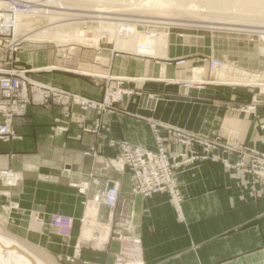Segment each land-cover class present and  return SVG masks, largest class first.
Segmentation results:
<instances>
[{"label":"crops","instance_id":"crops-1","mask_svg":"<svg viewBox=\"0 0 264 264\" xmlns=\"http://www.w3.org/2000/svg\"><path fill=\"white\" fill-rule=\"evenodd\" d=\"M194 39L201 37L173 34L165 50L154 47V56L142 57L115 56L100 34L90 47L23 46L18 68L32 81L100 102L107 86L116 88L112 78L121 77L132 94L116 104L118 111L100 116L104 129L98 134L97 113L76 105L68 119L62 106L49 104L30 105L13 120L16 137L0 139L1 238L42 264H264V179L239 167V151L183 146L175 134L264 154V104L254 114L232 113L231 104L250 98L224 88L231 82H208L206 90L186 86L212 78ZM58 119L66 132L53 135ZM155 128L174 162L183 160L179 154L199 157L175 169L178 209L168 193L134 195L129 172L110 164L122 156V143L156 150ZM243 163L250 166V159ZM3 173L15 181L9 184ZM106 179L119 185L113 211L102 203L89 206ZM54 215L73 219L69 237L51 225Z\"/></svg>","mask_w":264,"mask_h":264},{"label":"rangeland","instance_id":"rangeland-1","mask_svg":"<svg viewBox=\"0 0 264 264\" xmlns=\"http://www.w3.org/2000/svg\"><path fill=\"white\" fill-rule=\"evenodd\" d=\"M65 2L67 5L75 7L73 8V13L80 16L79 20H74L71 16H69V18L67 17L65 20V18L58 16L62 11L58 10L57 6L54 7L55 3L51 4L53 7L51 5L48 6V4H46V6L44 3V5H42L46 9L44 14L42 13L44 8H40L39 11L37 9L38 13L36 12L35 15L19 20L20 25L23 26L21 28L17 27L19 35L28 39V37L31 35L33 36L35 32L38 33L39 29L42 30L53 27L50 30L51 35L55 33L58 37L57 40H61L65 44L58 45L55 42L47 41L42 43L37 42L38 44L54 47L56 45L62 47H90L97 42L99 34L101 36L102 32L105 30L109 31L113 36L115 31L114 26L124 20V22L129 25L128 29L135 33L132 35V38L130 37L129 41L131 42H127V44L129 43L131 45L137 41L145 43L144 37L148 34H153L154 36L152 37L154 39L152 42L154 43L155 49L156 47H160L158 45L163 35H167L166 40L173 34L181 39L185 35H199L201 40H194H200L201 42L200 46L203 47L202 52L205 54V56L202 57L201 63L203 66L204 64L206 65L207 73L212 78H209L208 81L196 78L193 80H196V82L190 85L186 84V86L194 90H206L210 85H198V83L216 81L231 82L230 84L224 83V88H229L233 92L239 91L247 93L250 98L248 103L242 105H237V103L231 104L228 108L232 113L244 115L254 114L256 106L264 104V99L260 97L264 96V87H243L242 85H238V83H245L243 85H249V83L264 84V45L262 43V37L264 36V7L261 9V12H250V14L249 12H238L237 9L230 8L228 9L229 12L228 10L222 11L221 9L210 7H207L206 10V7L202 6L199 0H186L185 3L190 4L185 7L180 8L174 6L171 9L163 8V10L159 7L147 5V3L144 5L145 0H118L114 3L104 0H67ZM195 6L198 9H195ZM230 10H234V13ZM235 11L237 13H235ZM49 12L58 15L50 19L48 18V14L51 15ZM69 14H72V12ZM83 16L87 17L84 18ZM93 16L95 18H93ZM145 22H152L153 24ZM168 23H171V25ZM216 23H224V25H214ZM60 24L66 25L54 28V26ZM20 25L18 24V26ZM48 39H52L51 36H49ZM26 43L36 42L31 41ZM25 44H23V46ZM117 47L124 49V45L121 44H117ZM130 49L133 50V46ZM150 54L140 56H154V53ZM211 60L220 61L222 67L217 70H210L209 62ZM177 64L183 63L179 61ZM263 127L264 126H262V128ZM154 130L157 129L155 128ZM202 139L206 142L205 145H203L205 150H215L218 147H222L226 152H230L229 150L242 151L240 153L238 152L241 162L248 158L247 155L249 151L263 154L249 148L234 146V149V147L224 144L220 139L216 138ZM178 140L181 139L178 138ZM2 255L7 261H10L11 264H23L22 261H13L6 252H3Z\"/></svg>","mask_w":264,"mask_h":264},{"label":"built area","instance_id":"built-area-1","mask_svg":"<svg viewBox=\"0 0 264 264\" xmlns=\"http://www.w3.org/2000/svg\"><path fill=\"white\" fill-rule=\"evenodd\" d=\"M56 1L59 0H0V117L3 120L2 124H0V139L3 141H9L16 137L12 130L13 120L24 116L30 105L45 106L55 104L62 106L61 115L66 119L69 118L70 109L73 105L80 107L83 111H95L97 118L94 130L98 134L100 130L104 129L100 116L106 112L114 113L118 111L116 104H119L125 95L132 94L131 91L122 88L127 78L116 77L112 78L116 82V88L110 89L107 86L102 101L96 102L32 81L27 76V70L18 68L20 64L18 54L22 51L23 44L31 42L17 32L19 20L35 15L37 9L45 8L42 6L44 3L53 4ZM128 26L124 21H121L114 26L115 31L113 36L109 31L105 30L101 34V39L108 42L115 56L132 53L138 56L150 54L154 49L152 41L145 43L134 42L133 50L117 48V43L124 45L135 34L128 29ZM262 43L264 45V36L262 37ZM220 67H222L220 61L211 60L209 62V69L212 71ZM94 77L105 78L103 76ZM203 84L207 83H198V85ZM59 123L60 119L55 120V125L52 128L53 135L66 132L65 128L58 126ZM154 133L156 150H145L122 143L120 144L122 156L112 160L110 164L116 170H127L129 172L131 181L133 182L132 193L134 195L147 197L157 193H168L175 208L178 209L182 203V196L177 184L175 169L181 164L189 163L191 160H196L199 157L192 156L187 158L185 154H179L178 157H181L183 160L174 162V159H171L166 151L163 138L158 136L157 131ZM175 134L181 139L178 141L183 146H189L192 142H196L202 146L206 143L205 140L199 137L191 136L190 138H185L180 132H175ZM115 143V141H111L110 146L113 147ZM87 155L96 157L97 154L90 152ZM247 157L250 159V166L246 167L241 162L239 167L249 174L264 179V154L249 151ZM3 175V178H6L9 184L15 181L12 175L8 173H3ZM118 201L119 185L113 180L106 179L103 189L96 194L93 202L89 203V206L97 208L102 203L113 211L116 209ZM85 218L88 220L90 216H86ZM73 223L74 221L71 217L60 215L51 217V225L63 237L71 235Z\"/></svg>","mask_w":264,"mask_h":264},{"label":"bare ground","instance_id":"bare-ground-1","mask_svg":"<svg viewBox=\"0 0 264 264\" xmlns=\"http://www.w3.org/2000/svg\"><path fill=\"white\" fill-rule=\"evenodd\" d=\"M27 1H34V0H27ZM65 1H67V0H59V1H56V2H54L53 4H54V7H56L57 6V9L58 10H60V11H62L61 13H59V15L58 14H51L50 12V14L51 15H49L48 14V18H53V17H55L56 15H58V16H60V17H63V18H65V20H66V18L68 17L69 18V16H71L74 20H79L80 18V16H78V15H75L74 13H73V8H75L74 6L72 7V6H69V5H67L66 4V2ZM96 1V0H95ZM104 1H106V2H112V3H114V2H117L118 0H104ZM120 1V0H119ZM185 1L186 0H145V4L144 5H146V3H147V5H150V6H154V7H159V8H161L162 10H163V8H169V9H171L172 7H180V8H182V7H185V6H187L188 4H190V3H185ZM189 2V1H188ZM199 3L202 5V6H205L206 7V10H207V7L209 8H217V9H221L222 11L223 10H228L229 8L230 9H237V11L238 12H243V13H250V12H261V9L264 7V0H250V1H244V0H199ZM1 4V3H0ZM46 4H48V6L49 5H51V4H49V3H45V5ZM57 4V5H56ZM139 4H141V3H139ZM200 5V6H201ZM1 6V5H0ZM47 6V5H46ZM52 6V5H51ZM50 6V7H51ZM53 7V6H52ZM196 7V6H195ZM187 8V7H186ZM188 8H191V7H188ZM193 8V7H192ZM43 9V8H42ZM49 9V8H48ZM78 9V8H77ZM160 9V10H161ZM176 9V8H175ZM195 9H198L197 7L195 8ZM203 9H205V8H203ZM45 8H44V10H43V12L42 13H44L45 12ZM39 11V10H38ZM50 11V10H49ZM52 11V10H51ZM95 11V10H94ZM210 11V10H209ZM214 11V10H213ZM219 11V10H218ZM230 11H234V10H230ZM37 12V11H36ZM35 12V13H36ZM48 12V11H47ZM53 12V11H52ZM70 12H72V14H69ZM87 12V11H86ZM95 12H97V11H95ZM220 12V11H219ZM228 12H229V10H228ZM38 13V12H37ZM40 13V12H39ZM89 13V12H88ZM92 13V12H91ZM94 13V12H93ZM234 13V12H233ZM235 13H237L236 11H235ZM74 14V15H73ZM251 14V13H250ZM47 15V14H46ZM84 17V16H83ZM85 17H87V16H85ZM84 17V18H85ZM88 17H89V15H88ZM90 17H91V15H90ZM92 18V17H91ZM93 18H95L94 16H93ZM100 18V17H99ZM90 19V18H89ZM101 19V18H100ZM103 19V18H102ZM152 19V18H151ZM153 20V19H152ZM125 21V20H124ZM145 23H152V22H145ZM200 23V22H199ZM153 24V23H152ZM169 25H171V23H168ZM210 24V23H209ZM218 24H220V25H224V23H216V24H214V25H218ZM19 25H20V23H19ZM53 25H54V23H53ZM66 24H60V25H58V26H54V28L55 27H63V26H65ZM172 25H174V24H172ZM175 25H177V24H175ZM198 25V24H197ZM191 26V25H190ZM19 28H21V27H23V26H18ZM191 27H193V26H191ZM200 27H202V26H200ZM53 27H51V28H49V29H42V30H38L39 32L38 33H34L33 34V36L31 35H29L30 37H28V40L29 41H32V42H44V41H47V42H55V43H57L58 45H63V44H65L63 41H61V40H57V35H55V33H53L52 35H51V33H50V30L52 29ZM22 30V29H21ZM19 31V30H18ZM141 34V33H140ZM147 34V33H146ZM49 36H51V38L52 39H48V37ZM152 37H154L153 36V34H151V35H146L145 37H144V40L146 41V42H150V41H153L154 39L152 38ZM166 37H167V35H163V36H161V38H160V42H159V45L158 46H160V47H158V49L159 50H165L166 49V46H167V40H166ZM131 41H129V43H130ZM133 42V41H132ZM155 42V41H154ZM127 44V43H124V49H130V48H132V46L133 45H131V44ZM117 44H120V43H117ZM118 48V47H117ZM130 50H132V49H130ZM239 84V83H238ZM243 84H245V83H243ZM248 85V84H247ZM249 85H251V86H260V87H264V84H257V83H249ZM20 245V244H19ZM21 246V245H20ZM20 246H18L16 243H14V242H11V241H9V240H6V239H3V238H1V236H0V249L2 250V251H0L1 253H0V264H11L10 263V261H7L6 259H5V257L2 255V253L3 252H6L7 254H8V256L10 257V258H12L13 259V261H22L23 262V264H42L41 263V261L39 262V260L38 259H35V258H33L31 255V253H29V254H31V255H29L28 253H27V251H25V250H23V248L22 247H20ZM25 249V248H24Z\"/></svg>","mask_w":264,"mask_h":264},{"label":"water","instance_id":"water-1","mask_svg":"<svg viewBox=\"0 0 264 264\" xmlns=\"http://www.w3.org/2000/svg\"><path fill=\"white\" fill-rule=\"evenodd\" d=\"M102 42H105V40H102Z\"/></svg>","mask_w":264,"mask_h":264}]
</instances>
